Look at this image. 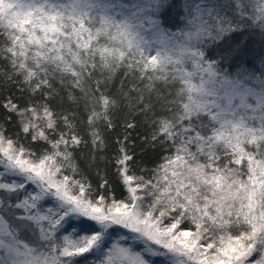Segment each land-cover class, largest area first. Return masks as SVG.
Listing matches in <instances>:
<instances>
[{
	"label": "snow or ice",
	"instance_id": "obj_1",
	"mask_svg": "<svg viewBox=\"0 0 264 264\" xmlns=\"http://www.w3.org/2000/svg\"><path fill=\"white\" fill-rule=\"evenodd\" d=\"M0 93V264H264V0H0Z\"/></svg>",
	"mask_w": 264,
	"mask_h": 264
},
{
	"label": "trees",
	"instance_id": "obj_2",
	"mask_svg": "<svg viewBox=\"0 0 264 264\" xmlns=\"http://www.w3.org/2000/svg\"><path fill=\"white\" fill-rule=\"evenodd\" d=\"M252 39L256 42L255 47L257 48V50H260L259 49L260 36H259L258 30L255 33H253ZM249 67H251V64H249ZM16 95L18 96L19 93H16ZM2 98H3V93H0V100H2ZM2 116H3V110L0 109V117H2ZM8 128H9L10 132L13 130L12 125H8ZM137 133L139 135H147L148 130L145 128H138ZM137 133H133V135L136 136ZM113 135H115V134H113ZM136 143L140 144V141L137 140ZM84 151L86 152L87 150H84ZM111 152H112V149L110 147L109 155H111ZM136 153H137V160L142 166L147 165V166L151 167L153 160L156 159L155 153H152L149 151L147 154H142L141 149L139 147L136 148ZM91 179H92L93 184L97 183V177L95 176L94 172L91 174ZM110 179H111V176H110ZM116 195L118 198L121 195V189L118 187L116 188Z\"/></svg>",
	"mask_w": 264,
	"mask_h": 264
}]
</instances>
